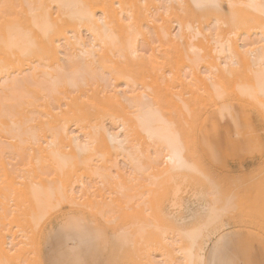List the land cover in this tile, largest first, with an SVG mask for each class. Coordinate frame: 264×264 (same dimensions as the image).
Instances as JSON below:
<instances>
[{
	"label": "rangeland",
	"instance_id": "374dc122",
	"mask_svg": "<svg viewBox=\"0 0 264 264\" xmlns=\"http://www.w3.org/2000/svg\"><path fill=\"white\" fill-rule=\"evenodd\" d=\"M13 1V12L0 11V238L7 243L9 262L189 264L225 258L264 264L260 14L245 0H214L218 10L197 7L214 4L211 0H83L76 5L75 19L56 15L51 20L57 31L47 44L40 42L47 54L25 59L6 51L2 41L9 35V42L27 47L34 39L30 33H38L39 27L25 15V1ZM231 7L252 23L236 31L226 28ZM129 13L138 25L141 48L150 39L145 29L151 19L161 15L166 21L167 39L159 25H152L163 50L152 67L137 68L127 56ZM19 25L24 34L10 31ZM225 40L239 59L236 67L223 47ZM93 49L94 58H81ZM189 80L196 83L190 86ZM148 83L165 97L169 113L179 109L169 93L185 95L193 113L192 140H199L202 150L204 136L217 144L209 170L226 193L235 194L238 204L221 225L229 234L223 257L217 256L218 229L210 221L213 199L200 178L163 166L142 173L133 162L135 147L155 157L168 135L153 105L130 108L123 103L121 93L132 97L144 90L138 84ZM217 87L228 93L227 103L241 116L239 130L219 115ZM13 120L20 127L15 134ZM29 127L42 143H28ZM126 127L134 129L130 137L127 132L121 135ZM118 132L120 141H126L123 145L110 136ZM49 142L55 147H46ZM86 144L89 150L83 151ZM26 154L33 161L38 155L40 166L30 181L21 182L14 169ZM33 184L38 185L36 191ZM53 204L56 210L43 222L34 220L44 205ZM69 214L72 222L67 226ZM200 224L208 228L193 248L183 233Z\"/></svg>",
	"mask_w": 264,
	"mask_h": 264
},
{
	"label": "snow or ice",
	"instance_id": "6c2138e0",
	"mask_svg": "<svg viewBox=\"0 0 264 264\" xmlns=\"http://www.w3.org/2000/svg\"><path fill=\"white\" fill-rule=\"evenodd\" d=\"M8 7V6H5ZM30 9H34L36 5H26ZM39 7L43 8V5ZM128 7L133 8L134 5H129ZM146 8L147 6H143ZM162 8L164 6H161ZM171 9L172 5L167 6ZM181 8L184 6L181 5ZM198 8H215L219 9V4H198ZM251 7H256V5H251ZM260 10L261 24L264 25V0H261L260 5L258 6ZM144 13H141L143 17ZM167 15V13H165ZM252 23L249 20H241L235 14H232L229 18V22L225 25L226 28H230L232 31H236L244 27L247 24ZM159 25L160 32L165 34V39H167L166 32V21L161 17V15H157L153 17L149 22L148 28L145 29L147 36L150 38L148 41L144 42L143 47H140V36L138 35V25L132 18V14L129 13L127 18V33L128 40L126 42V52L128 58L134 62V66L139 67H152L160 62L163 57V50L161 48L160 43L156 42V33L152 28V25ZM184 30V25H180V31L176 32V38L179 40L182 38L181 33ZM57 25L52 23L50 20H45V22L39 26L38 33H30L33 35L34 39L31 44L27 47H22L21 45L15 42H6L5 48L6 51L12 53H18L20 56L27 59L30 56L41 54H47L45 49L41 47V41L47 44L51 37L56 33ZM188 31H193L192 24L188 25ZM264 38V37H262ZM134 40L136 43H134ZM54 43V42H53ZM58 47V46H56ZM219 47V44H218ZM223 47L227 49V56L231 61L233 67H236L239 64V59L236 55L231 51V42L225 40L223 42ZM96 55V50L92 51L85 50L81 53L82 57H91L94 58ZM122 59L125 58L124 52H122ZM261 55V63L264 64V45L260 48ZM228 65H225V69L227 70ZM214 71H218V69H213ZM71 76L72 74H68ZM211 79V77H209ZM196 82L194 80H189L188 84L190 86L194 85ZM137 87H142L144 90L141 93H133L132 97H129L125 93H121V97L123 103L128 105L130 108L137 106H145V105H153L157 114L160 118V122L167 128L168 135L165 138L163 147H157L158 155L152 157L149 153L148 156H145L143 151L139 148V146L135 147L131 151L132 159L137 169L140 172H145L148 168L152 166H163L165 169H169L173 172L175 171H187L192 175H195L200 178L202 183L209 189V195H211L213 199L212 205V215L210 217V221L214 223L218 229L219 239L216 241V252L218 257H223L225 252L227 251L229 245V234L225 231V227H221L224 223L225 219L233 214V212L238 208L237 198L234 193L228 194L226 193L218 181L215 179L213 174L209 170V160L214 157L217 151V144L213 140L212 143H209V137H203V150L201 148V142L199 140H192V120L193 113L190 110L189 103L186 101L185 95L170 92L172 101H174L177 105H179V109H173L171 113L164 110L167 106L166 100L164 96H161L157 93L156 89L148 84H138ZM175 87H179L178 85ZM128 91H132L129 89ZM216 96L217 103L219 104L218 112L221 117L225 119H230L231 122L236 126L239 130L243 127V121L241 116L233 111L232 105L227 103L228 93L220 88H216ZM261 96L264 97V88L261 89ZM159 97V98H158ZM261 109L264 110V102L261 103ZM198 119V118H197ZM123 122V121H122ZM6 133H8V129H5ZM20 131L19 125L15 123L13 120L11 123V134H15ZM134 129L126 127L121 130V135H124L125 132L128 133L129 137L133 133ZM28 143L33 145H38L42 143V138L35 134L32 129L29 127L27 130ZM21 139V143H25L23 137H18ZM122 145L126 143V141H119ZM46 147H55L52 142H49ZM264 148V145H262ZM89 150V145L86 144L84 146L83 151ZM151 151V150H150ZM40 166L39 156L35 158L33 161L32 157L29 155H25L24 158L17 160V165L14 169V175L17 180L24 182L30 181L36 169ZM33 191H36L38 185H32ZM10 190V189H9ZM15 202V197L13 195V203ZM56 210L55 204L49 206L44 205L39 213V216L34 215V220L38 222H43V220L47 217V215ZM176 215L173 213L171 219H175ZM71 214L65 219V225H71ZM114 222V221H113ZM207 224H200L197 227H193L191 231L183 233V235L192 243L193 248L196 242L203 236L204 232L207 230ZM223 233V234H221ZM264 239V237H262ZM192 249H190L191 251ZM3 264V262H0ZM64 264H87L86 261L82 260H74L67 261ZM189 264H253L251 261H237L232 259L218 258L214 261H205L204 259H194L189 262Z\"/></svg>",
	"mask_w": 264,
	"mask_h": 264
},
{
	"label": "bare ground",
	"instance_id": "6f19581e",
	"mask_svg": "<svg viewBox=\"0 0 264 264\" xmlns=\"http://www.w3.org/2000/svg\"><path fill=\"white\" fill-rule=\"evenodd\" d=\"M24 1H25L26 5H36L37 6L34 9L28 8V10L27 9L24 10V13L27 17L32 19L33 25L39 27L40 25H42L45 22L46 19L51 21L56 15L57 16L60 15L58 17L62 16L63 19L68 18V17L75 19L78 15V12H79V10L76 9V5H77V3H79L83 0H24ZM198 1H204V0H198ZM235 1H237V0H235ZM235 1L230 0L231 3L235 2ZM211 2L214 3V0H211ZM244 3L247 4V6L251 10L260 14V10L258 7L261 3L260 0H245ZM214 4H216V3H214ZM40 5H43L44 7L41 8V7H39ZM251 5H256V7H251ZM5 6H8V7H5ZM231 9H233L231 11L232 12L231 15L235 14L239 19L243 20V18L238 16V13H237L238 9H237V11L235 10V8L231 7ZM240 10L242 11V9H240ZM0 11H7L8 13L13 12L14 11V1L13 0H1L0 1ZM243 14H244V12H243ZM25 30L26 29H24V27L21 25H19L18 27H14V28L10 29V31H13L17 35L24 34L26 32ZM6 34L7 35L9 34V27L6 30ZM2 42L4 44H6V42H9V35L6 36ZM260 62H261V60H260ZM263 78H264V75H263ZM263 86H264V83H263ZM158 129H159V127H158ZM110 136L115 138L118 142L121 140L119 132L116 134L111 133ZM56 154L59 155V152H57ZM59 157L61 160L60 162H64V159L62 158V156H59ZM125 242L127 243L128 240ZM6 247H7V243L5 242V240L0 238V262H3V264H11L9 262L8 256H7L6 251H5Z\"/></svg>",
	"mask_w": 264,
	"mask_h": 264
}]
</instances>
